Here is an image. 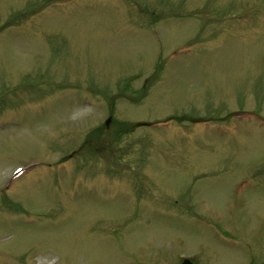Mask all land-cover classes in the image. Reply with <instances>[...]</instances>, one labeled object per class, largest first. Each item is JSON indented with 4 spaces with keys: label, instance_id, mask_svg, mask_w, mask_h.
Instances as JSON below:
<instances>
[{
    "label": "rangeland",
    "instance_id": "obj_1",
    "mask_svg": "<svg viewBox=\"0 0 264 264\" xmlns=\"http://www.w3.org/2000/svg\"><path fill=\"white\" fill-rule=\"evenodd\" d=\"M184 257L264 264V0H0V264Z\"/></svg>",
    "mask_w": 264,
    "mask_h": 264
},
{
    "label": "water",
    "instance_id": "obj_2",
    "mask_svg": "<svg viewBox=\"0 0 264 264\" xmlns=\"http://www.w3.org/2000/svg\"><path fill=\"white\" fill-rule=\"evenodd\" d=\"M110 120H111V118L107 119V121H106L107 125L109 124ZM182 264H192V262L190 259L186 258V259H184Z\"/></svg>",
    "mask_w": 264,
    "mask_h": 264
},
{
    "label": "flooded vegetation",
    "instance_id": "obj_3",
    "mask_svg": "<svg viewBox=\"0 0 264 264\" xmlns=\"http://www.w3.org/2000/svg\"><path fill=\"white\" fill-rule=\"evenodd\" d=\"M232 112H234V111H232ZM191 258V257H190ZM191 260H192V264H197V262L193 259V258H191ZM181 263H182V261H181ZM180 263V264H181Z\"/></svg>",
    "mask_w": 264,
    "mask_h": 264
}]
</instances>
